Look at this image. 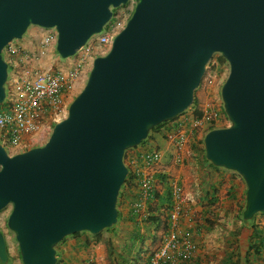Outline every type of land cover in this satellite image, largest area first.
<instances>
[{
    "label": "water",
    "instance_id": "1",
    "mask_svg": "<svg viewBox=\"0 0 264 264\" xmlns=\"http://www.w3.org/2000/svg\"><path fill=\"white\" fill-rule=\"evenodd\" d=\"M129 1L0 0V104L9 43L31 26L53 28L57 54L71 58ZM132 1L46 143L13 155L0 143V211L11 207L6 227L22 264H57L65 238L117 224L125 152L192 106L215 54L229 67L220 90L229 125L204 135V158L243 180V221L264 213V0ZM8 260L0 231V264Z\"/></svg>",
    "mask_w": 264,
    "mask_h": 264
},
{
    "label": "crops",
    "instance_id": "2",
    "mask_svg": "<svg viewBox=\"0 0 264 264\" xmlns=\"http://www.w3.org/2000/svg\"><path fill=\"white\" fill-rule=\"evenodd\" d=\"M44 34V29L31 26L16 44L28 52H37ZM53 52L54 48L49 49L45 54L39 56L33 62V65L41 67L46 71L55 72L52 68L53 66H57L58 63L54 60ZM68 64L72 66L76 65V62L70 60ZM17 73L19 71L16 70L15 74ZM10 76L8 86L11 88V79L14 78V74H10ZM216 128H222V126H217ZM160 135L162 133L154 135L149 145L134 151V155L130 156L127 164L132 172H136L138 176L148 177L154 182V193H157L159 196L158 198L153 197L145 205V210L149 209V218L152 217L153 222L143 221L133 212L132 205L134 202L131 203L130 198H132V193H139V185L137 184L136 190H131V187H128L120 198L119 207L117 208L119 214L118 221L114 226L113 232L106 236L107 242L105 244L102 242L103 245H100L98 250L91 251L90 249L94 245L89 243V238L85 236L67 241L64 240L56 247V256L59 264H90L89 262L92 261L96 264H146L149 261L151 252L159 249L162 242L168 236L171 227L170 217L171 212L174 210V186L172 187L170 182L175 183L182 190V196H184V199L191 206V208L188 207V210H184L186 212L185 217L177 220L176 224L180 232L191 239L197 247L196 256L192 264H228L235 260H239L240 264H245L238 256H233L234 253H229L228 249L220 250L217 253L214 252L216 247L214 243L215 238L211 229L223 219H226V223L228 224L231 212L227 207L228 205H226L225 210L222 211L223 216L219 214L216 191L218 189V177L221 175V168L215 169L211 167L203 154L192 153L191 157L188 155L190 158L184 160L187 165L177 164L178 162H183L184 157L182 159L177 157L172 162L173 159H170V151L167 148H163L162 151H156L157 149H155V146L160 144ZM29 138V136H24V143L28 142ZM11 149L16 150L15 153H18L21 150H25V147L24 145H20L17 148ZM150 152L161 154V160L157 163L148 164L143 160L142 162L139 161V158L144 159V156ZM189 160L190 163H188ZM175 162H177L178 168L175 167ZM168 192L171 193V207L164 201ZM240 196L241 192L238 193V199L230 197L227 203L239 200ZM193 212H196V216L198 215L200 218L199 224L202 225H199V227L187 222L193 220ZM256 227L250 226L249 229L246 228V232L258 236L254 232L256 231ZM257 229L259 232L263 231L264 233V229H259V227ZM81 238H83V241H80ZM153 240L156 243L152 250L149 251ZM86 241H88V245L85 244ZM261 241L264 243V239ZM108 242L109 244H107ZM90 251L92 254H90ZM8 257L7 264H22L19 258L9 253ZM140 257L143 258L141 262L137 261ZM256 257L259 259L261 254Z\"/></svg>",
    "mask_w": 264,
    "mask_h": 264
},
{
    "label": "rangeland",
    "instance_id": "3",
    "mask_svg": "<svg viewBox=\"0 0 264 264\" xmlns=\"http://www.w3.org/2000/svg\"><path fill=\"white\" fill-rule=\"evenodd\" d=\"M124 12V10L121 8H118L116 10H113V17L112 20H114L118 15H121ZM103 32V31H102ZM95 39V37H94ZM18 41H13V43H16ZM95 41H91V46L93 45V48L90 49L88 52L86 49H82L79 51L75 56L67 59H62L54 50V60L57 61L58 65L53 66L52 70L55 72H59L63 75L69 74L71 70L75 67V64L70 66L69 61H75L82 59V63L80 67L77 69L76 78L68 84V87L65 88L63 97L66 107L69 106V104L74 100V98L79 94V92L84 87L90 69L92 65V61L95 57L102 55L104 53L105 47L97 46ZM55 49V48H54ZM83 56V58H81ZM219 54H215L212 57V60L210 64L207 66L205 75L195 91V102L192 104V106L184 112V114L179 115L177 119H175L174 122L171 124L164 126L160 128L158 131H154L150 133V136L148 139H146V143L143 145H139L138 147H135L133 149L127 150L124 154V163L127 165L129 162V158L131 155H134V151L140 150L141 148L149 145L150 141L152 140L153 136L156 134H161L159 136L160 138V144H157L155 146L156 151H162L163 148H167L169 153L170 159L172 158L174 162L175 158L184 157L183 162H175L178 165H187L184 161L185 159H189L191 157V154H199L202 155V149L203 144H201V141L203 140V137L205 134H202V128H194L193 127V121L196 119L195 113L197 110L202 112V115L204 113H208L211 115H216V120L214 121L215 125L227 127L229 125V121L227 120L222 107V100L220 96V90L225 82L228 73H229V67L227 62L218 64V57ZM5 59V56H4ZM10 71H8L9 74ZM52 72V71H50ZM7 89H9L8 83H6V94ZM66 115H63L57 119L53 117H49L44 124V128L40 130L39 133H36L32 136V138H29L27 142L28 147H38L42 146L46 143L48 140L52 128L55 123L62 120ZM202 117V116H201ZM179 133H183L185 141L182 144H178L174 139ZM196 146V148L194 147ZM27 147V148H28ZM6 150L10 154H15L16 150L11 149L10 147H6ZM190 157H189V156ZM204 155V154H203ZM160 160H161V154H160ZM179 160V159H178ZM139 161L142 162V159L139 158ZM180 161V160H179ZM158 162V161H157ZM154 162V163H157ZM190 163V160L188 161ZM175 165L176 168H178V165ZM128 167V166H127ZM221 175L218 181V189L216 191L217 193V199H218V207H219V214L222 215V211L225 210L226 205H228V209L231 210L229 214L230 220H228V224L226 223V219L220 220L219 223H216V226H214L212 230V234L214 233V243H215V253L219 252L220 250L228 249L229 253H234L233 256H238L239 259H242V262H245L246 260H249L251 264H264V244L261 248V257H256L251 251L250 246L255 241H259V239H264V233L261 232L258 236H254L253 233L246 232V228H250L253 226H257L262 229H264V213L256 214L251 221H243L242 220V211L244 209V203H245V191L246 186L241 179V177L231 171L220 169ZM171 186H174V211L178 210V216L177 220L183 219L185 217V211L188 210V207L191 208L190 203L184 199L182 190L173 182H170ZM176 185V186H175ZM180 189V190H179ZM121 192V190H120ZM241 192L240 199L237 201H233L231 203H227L228 200H230V197H234L238 199V193ZM139 196V193H132V198H130L131 203L136 201V197ZM228 197V198H227ZM121 198V197H120ZM120 198L118 197L117 202V208L119 207V201ZM136 198V199H135ZM193 206V205H192ZM146 208V207H145ZM141 212L140 219L143 221H147V218L150 217L149 209ZM185 210V211H184ZM11 212V207L7 206L3 210L0 211V231L3 232L6 244H7V251L9 254L13 255L14 257H19V251L17 247V243L14 239V235L11 231H9L6 227V221ZM194 213V217L192 216L193 220L187 221L188 223H191V225H196L199 227L200 218L197 215L196 212ZM183 214V215H182ZM223 216V215H222ZM232 216V218H231ZM107 229L102 231L99 234V237H95V235H91L86 232L78 233L77 236L72 235L64 240H72L73 238H79L82 236H85L89 238V243L94 245L90 250H98L100 245H103L102 242H107V235L111 232H113V229ZM80 241H83V238L80 239ZM110 242V241H109ZM109 242L107 244H109ZM101 243V244H100ZM156 241L153 240L151 243V248L149 251L152 250L154 247ZM90 251V254H92ZM154 252H151V254ZM60 257V255H58ZM60 259V258H59ZM143 258L137 259V261L141 262ZM90 264H96L94 261L89 262Z\"/></svg>",
    "mask_w": 264,
    "mask_h": 264
},
{
    "label": "built area",
    "instance_id": "4",
    "mask_svg": "<svg viewBox=\"0 0 264 264\" xmlns=\"http://www.w3.org/2000/svg\"><path fill=\"white\" fill-rule=\"evenodd\" d=\"M134 5L135 3L130 0L125 7H122L124 12L106 24L103 32L94 36L95 39L92 37L83 49L88 52L93 48L90 42L95 41L97 46L105 47L106 51L102 53L104 55L114 36L125 26ZM44 30L45 34L40 41L37 52H28L13 42L9 43L3 50V57L5 56L4 60L8 65V71H10L7 78L8 84L10 83V74H14V78L11 79V88L9 86L5 100L0 104V143L5 147L17 148L24 145L25 150L30 149L27 142L24 143V136L32 138L44 128L49 117L57 119L67 113L68 107L65 105L63 93L68 84L76 78V68L80 67L82 59L76 62V68L65 75L59 72L46 71L33 65L39 56L56 47L57 33L55 29ZM16 70L19 73L15 74ZM215 120V114L204 113L201 118L193 121V127L202 128V134H206L211 124L214 127L218 126L215 125ZM172 139L178 144L185 141L183 133H179ZM142 160L147 164L154 163L160 160V154L150 152ZM137 183L139 196L132 207L133 212L140 216L146 203L152 200L155 186L152 179L140 175ZM178 213V210L171 212V227L168 236L159 249L149 256V264H192L197 247L191 239L183 235L178 229L176 224Z\"/></svg>",
    "mask_w": 264,
    "mask_h": 264
},
{
    "label": "trees",
    "instance_id": "5",
    "mask_svg": "<svg viewBox=\"0 0 264 264\" xmlns=\"http://www.w3.org/2000/svg\"><path fill=\"white\" fill-rule=\"evenodd\" d=\"M121 7H125V5H123V6H121ZM226 61L221 57V56H219L218 57V64H222V63H225ZM194 102H195V98H194ZM193 102V103H194ZM182 114H184V113H182ZM181 114V115H182ZM195 116H196V119H198V118H201V116H202V112H200L199 110H197L196 111V113H195ZM175 119H177V118H175ZM175 119H173V120H171V121H169V122H165V123H162V124H160V125H158L157 127H155V128H153L151 131H150V133L151 132H154V131H158L160 128H162V127H164V126H167V125H169V124H171L172 122H174L175 121ZM216 127H214V125L213 124H211V126L208 128V130H207V132L208 131H210V130H212V129H215ZM150 133H149V135H148V137L150 136ZM148 137H147V139H148ZM146 143V140L145 141H142L141 142V144L140 145H143V144H145ZM201 144H203V140L201 141ZM195 148H196V146H194ZM202 152H203V154H204V150L202 149ZM210 164V163H209ZM210 166L211 167H213V168H215V169H217V167H214V166H212L211 164H210ZM128 170H129V173H128V176H127V178H126V180H125V183H124V185L122 186V188H121V192L119 193V198L123 195V192L125 191V189L126 188H128V187H131V190H136V188H137V179H138V175H137V173L136 172H132L130 169H129V167H128ZM158 194L157 193H154V195H153V197H155V198H158ZM137 198V197H136ZM135 198V199H136ZM166 203H168V205L171 207V205H172V201H171V193L170 192H168L167 193V197H165V200H164ZM119 215V214H118ZM147 221L148 222H153V218L151 217V218H147ZM154 222H155V220H154ZM255 233H256V235L258 234H260L261 232H263V231H258V229H257V227H256V231H254ZM78 234H75V236H77ZM95 237H99V234H97V235H95ZM85 244L86 245H88V241H86L85 242ZM264 243H263V241H261V240H259V241H255L253 244H252V246H250V249H251V251H253V253H254V255H256V256H259L260 254H261V248H262V245H263ZM85 245V246H86ZM245 264H251L250 263V261L249 260H246L245 262H244ZM57 264H59V260H57ZM146 264H149V262H146ZM228 264H240V261L239 260H235V261H233V262H229Z\"/></svg>",
    "mask_w": 264,
    "mask_h": 264
}]
</instances>
